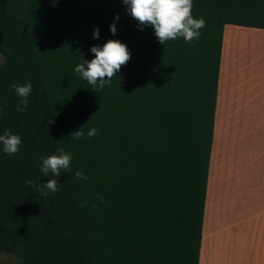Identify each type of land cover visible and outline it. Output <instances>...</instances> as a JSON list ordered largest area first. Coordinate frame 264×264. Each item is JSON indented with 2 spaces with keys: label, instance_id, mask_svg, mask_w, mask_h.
Masks as SVG:
<instances>
[{
  "label": "trees",
  "instance_id": "1",
  "mask_svg": "<svg viewBox=\"0 0 264 264\" xmlns=\"http://www.w3.org/2000/svg\"><path fill=\"white\" fill-rule=\"evenodd\" d=\"M191 14L205 20L200 36L160 45L121 0H0V134L21 138L15 154L0 151V253L18 264H198L222 32L264 30V0H193ZM108 39L130 58L94 92L73 69ZM25 81L20 113L10 85ZM58 148L70 170L45 197L40 157Z\"/></svg>",
  "mask_w": 264,
  "mask_h": 264
},
{
  "label": "crops",
  "instance_id": "2",
  "mask_svg": "<svg viewBox=\"0 0 264 264\" xmlns=\"http://www.w3.org/2000/svg\"><path fill=\"white\" fill-rule=\"evenodd\" d=\"M236 128L264 129V30L226 25L198 264H264V200L231 198L242 173L245 135Z\"/></svg>",
  "mask_w": 264,
  "mask_h": 264
},
{
  "label": "clouds",
  "instance_id": "3",
  "mask_svg": "<svg viewBox=\"0 0 264 264\" xmlns=\"http://www.w3.org/2000/svg\"><path fill=\"white\" fill-rule=\"evenodd\" d=\"M125 6V12L133 18L138 26V30L150 26L154 37L160 45L168 40H175L182 37L185 42L192 41L200 36V29L204 27L205 20L194 18L191 14L193 0H121ZM119 14L113 15V21L108 25L110 35H115L117 31V22ZM92 39H99V28L94 26L91 32ZM92 55L90 60L82 57V62L75 65L73 71L79 74V77L92 86L93 91L103 88L118 72L121 65L125 64L130 58V51L126 44L119 39H108L103 44L90 45L88 49ZM10 87L14 90L18 103L16 110L23 113L29 103V95L32 90L30 81L23 84L12 83ZM52 121L49 120V123ZM80 129V128H79ZM77 130L71 134L72 138L79 139L82 133ZM95 127L89 128L86 137H92L96 134ZM21 138L18 134L5 130L0 134V151L7 155H13L19 150ZM72 154L66 152L63 148H58L55 154L40 157V172L43 176H51L42 185H37V191L42 196H47L49 192L58 190V177L62 172L69 171V165ZM76 181L86 180L87 177L83 171L76 169L73 172ZM31 184V181H28ZM98 198L102 200V197Z\"/></svg>",
  "mask_w": 264,
  "mask_h": 264
},
{
  "label": "rangeland",
  "instance_id": "4",
  "mask_svg": "<svg viewBox=\"0 0 264 264\" xmlns=\"http://www.w3.org/2000/svg\"><path fill=\"white\" fill-rule=\"evenodd\" d=\"M1 59L0 55V62ZM237 131L245 133L240 148L242 173L234 182L238 186L231 198L237 201L264 200V129L241 128ZM244 143L249 145L246 147ZM210 197L214 200L212 194ZM0 264H18V261L11 255L0 253Z\"/></svg>",
  "mask_w": 264,
  "mask_h": 264
}]
</instances>
